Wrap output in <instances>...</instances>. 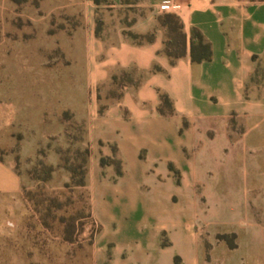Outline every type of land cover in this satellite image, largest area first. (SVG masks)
Returning a JSON list of instances; mask_svg holds the SVG:
<instances>
[{"label": "crops", "instance_id": "1", "mask_svg": "<svg viewBox=\"0 0 264 264\" xmlns=\"http://www.w3.org/2000/svg\"><path fill=\"white\" fill-rule=\"evenodd\" d=\"M74 1L78 11L48 27V113L59 104L90 144L92 207L108 191L110 208L121 211L109 218V263L175 264L178 256L182 264H263L249 230L264 214V0ZM165 1L178 8L164 10ZM166 12L185 32V54L173 63L157 21ZM125 31L154 38L137 44ZM122 75L131 80L115 83ZM160 93L171 113L158 110ZM65 121H48V131L66 136ZM101 155L118 164L101 166ZM147 188L160 220L128 221ZM21 189L22 176L0 157V194ZM170 192L180 204L166 213ZM201 227L235 233V246L205 249ZM246 242L249 252L236 260Z\"/></svg>", "mask_w": 264, "mask_h": 264}, {"label": "rangeland", "instance_id": "2", "mask_svg": "<svg viewBox=\"0 0 264 264\" xmlns=\"http://www.w3.org/2000/svg\"><path fill=\"white\" fill-rule=\"evenodd\" d=\"M77 5L74 0H0V157L22 176L20 193L0 194V264H110L115 222L109 218L121 211L110 208L111 195L99 193V188L92 207L90 178L85 187L72 183L65 166L82 163L86 156L80 149H92L59 104H50L48 113V27L61 25V15L77 12ZM59 118L69 127L66 136L57 129L48 131V121ZM145 154L139 153L143 159ZM174 194L167 200L162 196L166 213L180 204ZM154 195L148 188L141 193L143 206L131 211L128 221L160 220L152 215ZM197 219L204 221L203 210ZM249 231L254 236L251 252L264 264L263 213ZM200 234L207 250L233 247L237 241L232 232L201 227ZM247 245L232 254L236 260L249 252Z\"/></svg>", "mask_w": 264, "mask_h": 264}, {"label": "trees", "instance_id": "3", "mask_svg": "<svg viewBox=\"0 0 264 264\" xmlns=\"http://www.w3.org/2000/svg\"><path fill=\"white\" fill-rule=\"evenodd\" d=\"M96 4L100 3H109V0H94ZM124 2H130L133 0H123ZM157 21L159 26L164 28L165 30V40H164V46H163V52L170 58L171 62H175L180 57H182L185 54V32L183 29V24L180 21L179 17L176 14L166 12L162 13L157 17ZM101 29V21L98 20L97 28H96V34H100ZM132 42L137 44H143L147 42H151L154 38V31L140 34V33H133L130 31H125L124 33ZM159 68L157 66L153 67V71H158ZM126 75H122L121 77H113V80L115 83H124L128 82L129 79ZM160 106L158 107V110L160 113L165 112H172V106L171 101L169 97L164 94L160 93ZM81 130V129H80ZM79 152V150H78ZM81 154L83 153L86 156V159L83 160L81 163H74L71 167L65 166L68 171L71 173V180L72 183L77 187H85L86 186V174H87V167L85 166L84 162H87V159L90 155V151L88 146L84 147L83 149H80ZM106 158V160H105ZM100 165L105 166L108 164H118V162L115 163V160L111 159L110 157L101 156L100 157ZM49 170H52L51 167H48ZM174 263L175 264H182L181 260L178 256L174 257Z\"/></svg>", "mask_w": 264, "mask_h": 264}, {"label": "built area", "instance_id": "4", "mask_svg": "<svg viewBox=\"0 0 264 264\" xmlns=\"http://www.w3.org/2000/svg\"><path fill=\"white\" fill-rule=\"evenodd\" d=\"M162 7H163L164 10H169V11L178 8L177 5L174 6L172 3L168 2V1H165L162 4Z\"/></svg>", "mask_w": 264, "mask_h": 264}]
</instances>
